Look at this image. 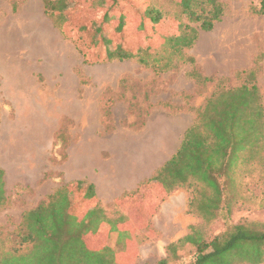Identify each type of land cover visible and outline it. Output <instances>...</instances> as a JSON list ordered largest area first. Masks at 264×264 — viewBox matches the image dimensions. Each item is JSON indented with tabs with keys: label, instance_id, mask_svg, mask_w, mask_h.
<instances>
[{
	"label": "rangeland",
	"instance_id": "374dc122",
	"mask_svg": "<svg viewBox=\"0 0 264 264\" xmlns=\"http://www.w3.org/2000/svg\"><path fill=\"white\" fill-rule=\"evenodd\" d=\"M220 1L223 16L210 30H200L184 51V57L193 58L194 63L179 62L174 69L159 73L132 59H85L77 48L75 31L68 28L63 33L45 14L42 0H0V32L9 28L19 32V38L14 33L6 49L0 50V60L22 67L16 76L0 67V167L6 197L0 204V257L33 248V243L19 244L24 213L50 203L65 183L90 182V176L112 180L124 169L133 170L142 164L136 150L148 157L168 148L111 203L103 204L96 193V216L108 219L106 223L119 222L126 231L123 238L110 233L97 241L109 248L113 261L156 264L166 256V245L186 235L192 225L209 235L219 232L226 219L264 222L260 203L264 151L252 164V201L235 204L229 215L221 213L207 229L197 214L188 212L189 189L176 188L160 199L152 184H147L181 143L184 131L196 119V110L213 93L255 77L264 100V16L252 10L258 0ZM160 3L170 12L174 9L168 0ZM100 12V6L89 1L79 15L89 22L99 20ZM109 22L114 25L115 20ZM175 26V21L168 20L157 27L154 45L160 47L161 37ZM41 31L47 42V67L37 50ZM138 38L131 34L133 42ZM193 69L214 80L197 83L188 76ZM13 76L22 80L23 87H17ZM22 94L23 105L14 98ZM243 169L240 165L236 174L241 175ZM79 197L87 200L84 194ZM38 233L43 235V230ZM191 260L192 251L185 249L173 264Z\"/></svg>",
	"mask_w": 264,
	"mask_h": 264
},
{
	"label": "trees",
	"instance_id": "16d2710c",
	"mask_svg": "<svg viewBox=\"0 0 264 264\" xmlns=\"http://www.w3.org/2000/svg\"><path fill=\"white\" fill-rule=\"evenodd\" d=\"M42 1L45 14L63 33L68 28L75 31L77 48L85 59H132L159 73L174 69L179 62L193 64L194 59L184 57V51L193 45L199 31L210 30L225 10L220 0H168L174 8L171 12L160 0L139 4L129 0ZM89 1L100 6L99 20L80 19L79 13ZM252 10L264 16V0H258ZM110 19L115 20L114 25ZM168 20L176 26L169 28L161 37L163 44L156 47V29ZM132 33L139 37L135 42ZM188 76L197 83L214 80L194 69ZM196 113L179 148L147 184H152L160 199L176 188L189 189L188 212L197 214L207 229L221 213L229 215L235 204L244 206L252 201V164L264 151V100L256 78H244L240 86L219 89ZM240 165L244 169L237 175ZM3 177L0 167V204L6 198ZM82 194L87 200L79 197ZM261 196L264 205V191ZM96 199L92 183H65L50 203L38 204L23 214L19 244L33 243V248L7 253L0 257V264H122L113 261L109 248L97 241L110 233L123 238L126 231L119 222L106 223L108 219L96 216ZM82 206L85 209L78 219ZM223 226L209 235L201 227L190 226L186 235L166 245V256L156 264H173L185 249L192 251L187 264L264 263V222L233 223L226 219ZM40 229L43 235L38 233Z\"/></svg>",
	"mask_w": 264,
	"mask_h": 264
},
{
	"label": "crops",
	"instance_id": "0c3cea01",
	"mask_svg": "<svg viewBox=\"0 0 264 264\" xmlns=\"http://www.w3.org/2000/svg\"><path fill=\"white\" fill-rule=\"evenodd\" d=\"M179 145L173 150L169 157H171L172 154L179 148ZM166 150H168V148H164L162 152L160 151V153H157L156 155H150L148 157L142 156L143 159L140 156L139 150H136L135 153L139 155V160L142 161V164L137 165V167L133 170L129 171L124 169V171L118 173L116 179L114 178L112 180L109 179V177L106 179L105 176L101 178L90 176L87 177V179L95 185L98 199L103 204L107 205L108 203H111V201H113L116 197L120 196L122 192L128 189V187H130V183L142 175V172L146 167H149L153 163L157 162L161 158L162 153Z\"/></svg>",
	"mask_w": 264,
	"mask_h": 264
},
{
	"label": "bare ground",
	"instance_id": "6f19581e",
	"mask_svg": "<svg viewBox=\"0 0 264 264\" xmlns=\"http://www.w3.org/2000/svg\"><path fill=\"white\" fill-rule=\"evenodd\" d=\"M26 32V31H25ZM17 34V37H18V34H19V32H18V30L17 29H7V30H4V31H2V32H0V50H2L3 48H5V46L7 45V42L9 41V38H11V36L13 35V34ZM19 38V37H18ZM24 39V41H25V38H23ZM21 42H23V40L21 41ZM21 42H19V43H21ZM47 42L44 40V34L42 33V31H41V38H40V40L37 42V44H38V52H39V54L43 57V64L47 67V63H45V56H46V53H45V50H46V48H47V44H46ZM11 44V43H10ZM25 44V43H24ZM6 49V48H5ZM27 49V48H26ZM1 53V52H0ZM11 59H12V57H11ZM40 60V59H39ZM0 67H3L4 69H6V68H8V71L11 73V74H13L14 76H16V74L18 73L17 72V69L19 68V69H21L22 67H21V64H9L8 62H7V65L5 64L6 62H4V60L3 59H1L0 60ZM21 63V62H20ZM6 67V68H5ZM4 71V70H3ZM6 71H7V69H6ZM19 71V70H18ZM5 72V71H4ZM8 74V73H7ZM10 75V74H9ZM8 75V76H9ZM11 77V78H13V81L17 84V87L19 86L20 88L21 87H23V82H21L22 80H19V78H17V77ZM8 80H10L11 81V79H8ZM9 82V81H8ZM13 83V82H12ZM11 83V84H12ZM14 83V84H15ZM10 84V83H9ZM14 86V85H13ZM16 86V85H15ZM16 87V88H17ZM25 87V86H24ZM8 88V87H7ZM5 89V88H4ZM19 89V88H18ZM18 89H16V90H18ZM25 91V90H24ZM16 92V91H15ZM18 92V91H17ZM21 93V92H20ZM12 94V93H11ZM14 94H16V93H14ZM23 95V94H22ZM16 96L15 95V100H17V102H19L20 104H22L23 105V103H25V97H24V95L23 96ZM28 96V95H27ZM29 97V96H28ZM31 97V96H30ZM25 100V101H24ZM29 101V100H28ZM31 102V101H30ZM37 103V102H36ZM41 103V102H40ZM34 107V106H33ZM38 107V106H37ZM40 108V107H39ZM43 108H41V111L43 112V110H42ZM39 110V109H38ZM25 111H28V110H25ZM40 110L38 111V113L39 112H41ZM45 112V111H44ZM31 113V111H29L27 114H30ZM43 117V116H42ZM47 120L49 119V117L48 116H46L45 117ZM44 118V119H45ZM23 120V119H22ZM21 120V121H22ZM39 121H41V120H37V122H39Z\"/></svg>",
	"mask_w": 264,
	"mask_h": 264
}]
</instances>
